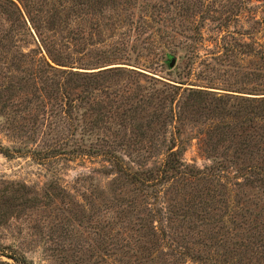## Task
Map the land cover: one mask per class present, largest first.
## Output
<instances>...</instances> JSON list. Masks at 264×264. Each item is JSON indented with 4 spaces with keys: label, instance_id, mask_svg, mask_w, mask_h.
<instances>
[{
    "label": "rangeland",
    "instance_id": "rangeland-1",
    "mask_svg": "<svg viewBox=\"0 0 264 264\" xmlns=\"http://www.w3.org/2000/svg\"><path fill=\"white\" fill-rule=\"evenodd\" d=\"M33 1L47 3L42 35L0 11V264H255L242 246L264 223V183L214 167L229 139L207 156L213 120L185 96L264 88V0ZM43 37L74 70L118 67L73 90L88 96L80 122H63L61 95L15 57ZM173 141L179 172L145 186L128 176L160 169Z\"/></svg>",
    "mask_w": 264,
    "mask_h": 264
},
{
    "label": "trees",
    "instance_id": "trees-1",
    "mask_svg": "<svg viewBox=\"0 0 264 264\" xmlns=\"http://www.w3.org/2000/svg\"><path fill=\"white\" fill-rule=\"evenodd\" d=\"M22 6H19L13 0H0V11L4 13L7 18L11 21V30L17 32L18 28L24 26L30 30L33 28L39 35H42L43 26L40 21L42 17L40 15L46 13V10L41 5L37 6L36 1L33 0H22ZM115 0H109L113 3ZM59 3V1H58ZM64 3L71 4L73 6H91L96 7L105 6L107 0H64L59 3L62 5ZM77 12L74 11V14ZM57 13H52L50 17H54ZM97 26V25H96ZM29 33V32H28ZM37 49L30 48L27 51H20L15 57H29L35 66V71L33 74H37L41 78L42 89L54 98H58L62 103L64 108L61 109L63 114V122L71 125V120L80 122V117L82 114L73 115V110L78 112L83 108L82 103L86 101L88 96L82 95L81 97L71 95L73 90H83L88 91L89 88L98 82V79H104L108 75L105 74L109 72L112 68L118 67H107L97 70H86L78 71L72 68L73 66L66 65L60 59L55 58L52 55V49L50 45L46 42V39L38 38L36 41ZM3 46L4 44L1 43ZM244 46H249L247 51L253 52L254 49L251 45L245 44ZM5 47L6 53L12 52V49H7ZM43 47V48H42ZM45 51L43 53L42 51ZM2 49H0L1 51ZM264 55V54H263ZM167 56V55H166ZM48 57L51 61H49ZM171 56H167L169 59ZM173 57V56H172ZM172 57L169 61L166 59V64L169 65ZM264 62V56L261 57ZM111 60L103 61L105 63H110ZM53 63V64H51ZM89 69V68H88ZM180 85L184 82H178ZM261 83L260 85H262ZM258 85V86H260ZM177 89L179 86L174 85ZM256 87V86H255ZM230 88H219L220 91L204 90L197 88L186 89V99L190 102L191 106L201 107L206 110L213 120L212 126L205 132V137L203 140V151L210 158L214 159L217 156L213 154L215 148L218 145L223 144L229 139V146L227 149L232 150L231 155L226 154L231 157L226 159L225 162H220L214 165L218 168H234L237 171H242L244 173H250L259 178L260 181L264 183V88L256 89L247 87H237L236 89ZM168 92V90H165ZM216 93V94H215ZM177 92L172 91L166 93L169 95L173 101ZM100 120L103 119L100 113ZM99 119L97 118V121ZM231 134V136H230ZM176 143L174 141L170 146L167 147V154L162 163L160 169L156 170H146V171H134L128 173V176L141 183L143 186L149 184V182L157 183L161 181L162 178L169 179L175 172H179L180 166L183 165L179 159L180 150L179 148L174 149ZM259 175H262L260 178ZM150 185V186H151ZM253 232L245 239L246 244L242 247L247 251H252L257 254L258 260L255 264H262V259L264 257V223L255 224L251 227ZM164 234V233H163ZM11 257V256H10ZM15 261L18 259L16 257H11ZM241 259H239L240 261ZM3 261H0L2 263ZM250 262V260H249ZM24 264H29L24 262Z\"/></svg>",
    "mask_w": 264,
    "mask_h": 264
},
{
    "label": "water",
    "instance_id": "water-1",
    "mask_svg": "<svg viewBox=\"0 0 264 264\" xmlns=\"http://www.w3.org/2000/svg\"><path fill=\"white\" fill-rule=\"evenodd\" d=\"M174 64H175V59L172 58L171 61H170V63H169V67H173Z\"/></svg>",
    "mask_w": 264,
    "mask_h": 264
}]
</instances>
